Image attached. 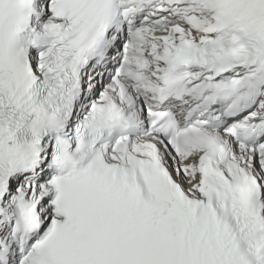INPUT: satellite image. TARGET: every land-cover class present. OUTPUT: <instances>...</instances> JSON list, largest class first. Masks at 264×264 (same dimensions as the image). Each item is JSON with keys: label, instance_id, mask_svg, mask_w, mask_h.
I'll use <instances>...</instances> for the list:
<instances>
[{"label": "snow or ice", "instance_id": "6c2138e0", "mask_svg": "<svg viewBox=\"0 0 264 264\" xmlns=\"http://www.w3.org/2000/svg\"><path fill=\"white\" fill-rule=\"evenodd\" d=\"M0 264H264V0H0Z\"/></svg>", "mask_w": 264, "mask_h": 264}]
</instances>
